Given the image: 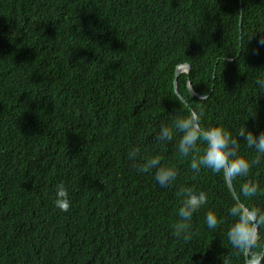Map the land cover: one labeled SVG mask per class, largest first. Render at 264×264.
Masks as SVG:
<instances>
[{"label": "trees", "instance_id": "obj_1", "mask_svg": "<svg viewBox=\"0 0 264 264\" xmlns=\"http://www.w3.org/2000/svg\"><path fill=\"white\" fill-rule=\"evenodd\" d=\"M262 37L264 0H0V264H248L228 239L237 200L257 216L256 262L264 153L245 136L264 133ZM184 63L186 102L174 87ZM192 110L249 162L231 179L238 198L199 163L203 140L180 152L177 125ZM162 169L175 172L166 187ZM60 184L67 212L54 203ZM201 192L176 236L179 209Z\"/></svg>", "mask_w": 264, "mask_h": 264}, {"label": "clouds", "instance_id": "obj_2", "mask_svg": "<svg viewBox=\"0 0 264 264\" xmlns=\"http://www.w3.org/2000/svg\"><path fill=\"white\" fill-rule=\"evenodd\" d=\"M259 43L264 45V37L261 38ZM177 126L185 133L180 140V152L185 156L188 155L190 150L196 147L198 140H203L207 147L204 155L201 156L200 164L215 172L223 171L225 177L229 179H234L238 176H247L250 170V164L245 158L234 155L229 148L231 136L223 128L212 127L205 129L201 127L200 115L195 110H192ZM165 135L169 134L165 132ZM238 135L244 136V129ZM245 142L249 147L255 146L260 153H264V133H261L259 137H254L251 132H248L245 136ZM156 163L158 161L153 160L148 167ZM148 167H145L142 171H147ZM191 167L197 169L198 164L195 160L191 162ZM174 178L175 172L170 169H162L155 173V179L162 187H166L169 180ZM256 191L257 187L255 185L247 183L242 185V192L246 197L255 195ZM206 200V194L203 192L199 195L191 194L188 196L185 203L179 209L181 220L173 226L176 236L179 237L184 229L190 227L187 221L191 219L193 212L197 211L201 205L206 203ZM54 203L57 208L64 212H67L70 208L68 193L63 184L58 185L56 188ZM230 211L238 219L228 231V239L234 248L250 251L254 246L258 228L256 213L253 210L247 209L239 200L236 201ZM206 221L209 228H215L218 224L217 217L212 213L207 214ZM184 239H189V236L184 235ZM249 255L248 258L246 256L248 264H259L264 256V249L262 256L254 263L249 262Z\"/></svg>", "mask_w": 264, "mask_h": 264}, {"label": "water", "instance_id": "obj_3", "mask_svg": "<svg viewBox=\"0 0 264 264\" xmlns=\"http://www.w3.org/2000/svg\"><path fill=\"white\" fill-rule=\"evenodd\" d=\"M190 70H191V65H190L189 63H184V64H180V65L176 68V71H175V78H174L175 92H176V94L181 98V100H182L183 102H186V99H185V98L182 96V94H180V92H179V89H178V77H179V75H180L181 73H183V72H187V73H189ZM189 89H190V91H191V93H192L193 96L206 97V96H204V95L197 94V93L194 91L191 82H189ZM227 181H228V185H229V187H230L232 193L235 195L236 198H238V196H237V194H236V191H235V188H234V185H233V183H232V180L229 179V178H227ZM257 230H258V228H257ZM263 249H264V247H263ZM249 252H250V251L246 249V256H247V258H248ZM255 264H257V263H255Z\"/></svg>", "mask_w": 264, "mask_h": 264}]
</instances>
